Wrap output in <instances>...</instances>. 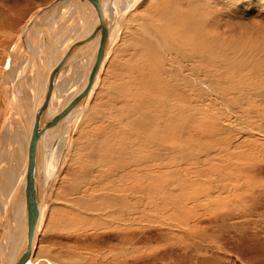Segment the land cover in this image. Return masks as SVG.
<instances>
[{
    "label": "bare ground",
    "instance_id": "6f19581e",
    "mask_svg": "<svg viewBox=\"0 0 264 264\" xmlns=\"http://www.w3.org/2000/svg\"><path fill=\"white\" fill-rule=\"evenodd\" d=\"M143 1L83 0L82 3L81 0H61L58 5L53 6L49 14H43L39 25L33 30V26H28L33 16L26 21L27 26H23L25 29L18 36L16 44L22 50V55L15 67L12 60L16 58L18 48L15 51L16 46L12 45L10 51L13 50V56L8 54L9 65L5 68L6 72L4 70L2 73L9 79L8 90L5 91L8 102L5 100L6 107L0 122V204L4 212L0 239L2 264L12 263L22 234L26 199L21 181L27 163V146L23 148L19 145L18 135L12 140L9 138L10 122L16 120L21 126V135L27 138L37 108V99L39 100L42 86L49 77L50 58L53 64L61 63L54 76L46 109L47 118L58 115L82 89L97 51V40L84 42L70 55L69 53L83 35L93 34L96 16L94 17L92 11L99 16L106 28L107 51L81 111H71L63 124L51 126L44 133V174L50 184L41 207L29 264L33 262L42 232L47 199L53 194L57 176L65 167L73 149L75 131L123 30L132 41L128 43L129 47L124 49V53L119 54L126 57L123 62L118 59L121 62L119 78H123L124 82L109 90L113 96L110 104L112 109L114 106L120 107L125 120L135 132L130 137L131 146L121 143L115 149L107 147V151L109 160L113 161V156L118 157V153L124 154L122 158L125 161L126 157L132 160L128 163L117 158L115 163L112 162L114 169L111 163L103 166L102 161L98 164L97 161H83L79 169L80 176L84 178L82 185L77 183L68 190L69 195L73 196V204L66 207L64 202L58 204V198H55V206L60 205L58 209L66 207L87 223L93 221L98 223L96 226L113 229H131L134 224L138 225L137 219L141 213L155 209L158 212L156 216H159L158 223L166 222L174 227L181 223L186 226V235H193L200 227L198 222L202 219L193 221V218L186 217L192 215L183 210L187 198L205 208L209 216L212 214L210 220L216 217L222 221L228 212L226 210H234L235 205L240 203L236 201L237 197L240 200L243 194L244 197H249L264 189V182L259 183L248 177L252 171L260 172L258 165L262 164L258 163L260 159H264V38H229L228 34L225 36L210 30L213 15L208 10H198L193 6L188 11L181 7L171 10V4L166 6L164 0H156V5L151 7V16L153 14L154 18H145L144 14L132 17L136 7ZM38 16H35V21ZM126 21L129 22L127 25ZM19 113L24 114L23 117ZM222 116L233 118L230 120L234 123H222ZM200 120L207 125L203 133L195 129V121ZM129 132L127 139L131 136ZM227 132L234 134L226 135ZM7 140L12 142L11 145ZM105 140L107 139L103 143ZM199 142L201 146H195ZM11 146L14 149L5 157L6 149ZM17 150L20 155H13ZM97 151L100 153V148ZM244 151L249 154L244 155ZM225 155L230 158L228 160L232 161L233 166L226 165L227 161L223 163L219 159ZM12 157L16 159L13 161ZM188 158L195 165L192 171L180 169V164ZM222 167L230 173L239 174L243 170V175L236 178L245 181H236L229 188L214 184V180H210V184L204 182L211 185L209 189L206 188L207 191L196 189L193 194H188V181H195L205 171H222ZM95 169L98 170L97 174ZM192 173L195 179L187 176ZM169 185L172 186L169 188ZM164 188L170 194L168 198L163 195ZM238 190L241 193L236 195ZM198 196L205 197L206 202H195ZM96 197L101 198L99 204ZM230 198H233V204L229 203ZM163 207L170 212L169 214L167 211L169 215L166 214L165 217L161 213ZM177 213L182 217L179 220L177 216H173ZM170 239L174 243L180 242L177 241L179 236L173 233ZM181 242L191 244V241ZM51 261L48 262L58 264Z\"/></svg>",
    "mask_w": 264,
    "mask_h": 264
},
{
    "label": "rangeland",
    "instance_id": "374dc122",
    "mask_svg": "<svg viewBox=\"0 0 264 264\" xmlns=\"http://www.w3.org/2000/svg\"><path fill=\"white\" fill-rule=\"evenodd\" d=\"M52 1L53 0H0V122L3 120V109L6 107L5 100L8 102V95L6 92L8 90L9 79L2 73L4 70L6 72L5 68L9 65L10 58L8 56H13V54H11L13 50L10 51V49L12 45L14 46V44L16 46L14 48L15 51L16 48H18L16 45L19 38L18 36H21L23 29H25L23 26H27L26 21L29 17L36 15L39 8ZM155 1L156 0H144L136 7V10L134 11L135 13H133L132 17H134V15L137 16L138 14H144L143 17L145 18H154L153 14L151 16L152 12L150 9L156 5ZM191 1L164 0V2H166V4H164L166 6L171 4L169 6L171 10L173 8L181 7L182 9L184 8V10L186 9V11H188L192 8V6L198 10H208V12L213 15L210 30L216 32L218 31L217 33L225 36L228 34L229 38L235 39L237 37L238 39H247L246 37L250 38V36L253 39L264 38V0ZM185 4L189 5L186 6ZM42 18L43 15L38 16L35 21L31 17L32 21L29 22L28 26H33V30L37 24L39 25V20ZM127 21L126 25L131 22L132 19L129 22ZM123 31L119 35L120 37L117 44H115L116 46L114 47L111 55L109 56L110 58H108L105 63L101 76L98 79V86L96 87L89 102V106L83 115L84 119L82 118L78 125L79 127H77L75 131L73 136V149L68 156L65 167H63L61 173L57 176L53 187V194H51L47 199L48 206L32 264H50L48 261H51V259L58 264H264V189L255 192L253 196L249 197H244L243 194L240 196L241 201L239 200V197H237L236 201L240 203L235 205L234 210H226L228 212L222 221L216 217L210 220V218L213 217L212 214L209 216L205 208L201 207L200 204H195L187 198V200L184 201L185 208L183 210L192 215H188L186 217L193 218V221L199 220L200 218L202 219V221L198 222V225L201 228L198 226L199 228L193 235H186V226L181 223H178L175 227L166 222H163V224L158 223L157 219L159 216H156V213L158 212L155 211V209L141 213L143 216L140 214V217L137 219L138 225L134 224L131 229H113L111 227L96 226L98 223L93 221H91V223H87L86 220L84 221L81 217H77V214H74V212L72 213L67 210V205L73 204L74 202L71 200L73 196L69 195L70 193H68V190L70 187H74L77 183L82 185L81 181L84 179L80 176L79 172L80 165L83 161L86 163L97 161V164L102 161L104 162L101 163L103 166L111 163V167L114 169L115 165L112 164V162L115 163L114 161L119 158L120 160L128 163L132 160L127 159L126 157L125 161V158H122L124 154L120 153H118V157L113 156V161L109 160L107 151V147L115 149L118 145L120 146L121 143H124V146H126V144L131 146L132 139L130 137H133V132H135L133 131V128L128 125L120 107L114 106V109H112L113 106L110 104V100H112L113 96L109 90H112L114 86H117L119 83L124 82L123 78H119L121 73L119 72V63L121 62H118V59H122L123 62L126 57L123 58L119 56V54H123L124 49L129 47L128 43L132 41L131 38H128V33ZM241 36L243 38H240ZM21 55L22 50H19L18 48L17 54L15 55L16 58H13L14 61L12 60L14 67L18 63V60L21 59ZM1 76L4 80H2ZM5 82H7V84ZM13 112L17 111L13 110ZM29 112L27 114L30 117ZM19 114L22 115V117L24 115L21 113ZM119 116H123L122 119H124L121 120ZM230 119L226 116H222L220 118L222 123H231L232 121ZM29 120L31 121V119ZM117 121L122 122H119V124ZM116 124H118V126ZM195 124V129L203 133L206 125L204 121H195ZM202 124H204L203 127ZM9 131V138L11 140L18 135V141H20L19 145L23 148L27 146V138H24V135H21V126L16 123V120L10 122ZM128 132L131 136L127 139ZM225 134L233 135L234 132H227ZM104 139L107 140L103 143ZM11 143L12 142L8 141L9 145H11ZM200 143L201 142L195 146H201L199 145ZM98 148L101 150L100 153L97 151ZM13 149L14 148L12 146L11 148L6 149L4 154L5 157L10 155L11 150ZM247 152L248 151H244V155L249 154ZM17 154L20 155L18 150L13 155ZM201 156L203 155H200V157ZM225 156H223L224 158L219 159L223 161V163L227 161L226 165L229 164V166H233L232 161L228 160L230 158H227V155ZM12 159L14 161L16 158L14 159V157H12ZM259 161L260 162L258 164H262V166L258 165V167H260V172L252 171L250 173L251 176L248 177L250 180L252 179L253 181L256 180L259 181V183H263L264 159H260ZM192 162L193 161L188 158L180 164V169H183L184 171H192L193 167H195ZM96 169L95 173L97 174L98 170ZM78 172L79 175L77 174ZM239 172V174L230 173L229 170H223V167L222 171L219 170L216 173L212 170H209V172L205 171L203 175L199 176V178L195 181H188L186 189L189 192V195L193 194L196 189L201 192H205L211 186L206 184L210 180H214V184H222L224 187L231 188L234 183L236 184V181H239V183L245 181V179L241 181L239 178H236L238 175H243L244 173L243 170ZM99 173H102V171L99 170ZM225 175H230V177H225ZM187 176L194 178L195 175L192 173ZM258 178L261 179L259 180ZM200 181H203L202 184ZM204 182L206 183L204 184ZM171 186L172 185H169V188ZM237 192L236 195L240 194L241 190H238ZM163 195L167 196L166 198L170 196L169 193L167 194L166 189L165 194ZM60 197L62 199H60ZM55 198H58V200ZM233 198L228 199L230 201L229 203L233 204ZM56 200L58 201V204L64 202V206L66 205V207L58 209L60 205L55 206ZM99 201L101 202V198L97 199L96 197V202L98 204ZM195 202L205 203L206 199L203 196H201V198L198 196L196 197ZM161 203L165 202L161 201ZM232 204L229 205L231 206ZM167 211L169 212L166 208H161V213H164L163 217L170 214V212L169 214L166 213ZM2 212L0 204V239L3 231L4 212ZM75 212L83 213V211ZM173 216H177V220L182 218L179 213L174 214ZM94 225L96 227H94ZM172 233L179 236L177 241L180 242L174 243L171 241L170 238L172 237ZM181 241H191V244H184ZM124 252H128L129 254L125 255L123 254ZM75 255L78 256L76 257ZM0 264H2V262Z\"/></svg>",
    "mask_w": 264,
    "mask_h": 264
},
{
    "label": "water",
    "instance_id": "95a60500",
    "mask_svg": "<svg viewBox=\"0 0 264 264\" xmlns=\"http://www.w3.org/2000/svg\"><path fill=\"white\" fill-rule=\"evenodd\" d=\"M61 0H54L49 5L43 6L39 9L36 15L42 16L44 13L49 14L53 6L58 5L57 3ZM83 3V0H81ZM84 6V5H83ZM92 14L96 18V23L93 29V34L83 35L76 44V47L69 53V55L75 51L84 42L90 40H97V51L93 57L89 74L87 75L86 82L82 89L72 97L65 108L55 117L47 118L46 109L48 106L49 98L52 92L54 83V76L57 72L59 63H51L49 61L48 78L42 86V90L39 94V100L37 99V108L35 109L33 119L31 121L30 128L27 133V163L25 172L22 177V185L25 192V211H24V223L22 234L19 239L18 246L14 253L11 264H29V257L32 252V246L36 239L37 224L39 221V215L41 207L45 201V193L49 187V180L45 178L44 174V159H45V135L44 133L48 128L57 124H63L66 120L67 115L75 110L84 107L87 101L92 83L100 70L101 62L107 51V31L99 16L92 11ZM94 18V19H95ZM95 20H93L94 22ZM93 41V42H94ZM68 56V55H67Z\"/></svg>",
    "mask_w": 264,
    "mask_h": 264
}]
</instances>
